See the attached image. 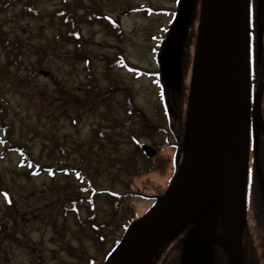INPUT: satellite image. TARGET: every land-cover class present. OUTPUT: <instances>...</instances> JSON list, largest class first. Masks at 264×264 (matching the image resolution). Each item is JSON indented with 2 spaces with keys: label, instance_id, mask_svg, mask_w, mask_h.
Returning <instances> with one entry per match:
<instances>
[{
  "label": "rangeland",
  "instance_id": "374dc122",
  "mask_svg": "<svg viewBox=\"0 0 264 264\" xmlns=\"http://www.w3.org/2000/svg\"><path fill=\"white\" fill-rule=\"evenodd\" d=\"M26 2L0 0V218L24 240L20 244L0 240V264H38L33 247L41 252L43 264H88L67 246L102 259L111 242L102 250L94 240L91 223H85L92 216L91 205L83 204L77 213L66 208L73 186L82 184L75 173L31 174L19 165L22 157L15 149L6 153L4 149L13 140L53 165L65 151L68 161L83 162L86 173L97 182L121 188L119 213L106 193L94 202L97 224L106 231L104 225L111 219V241L120 237L122 223L144 215L151 207L150 198L161 195L170 184L166 177L170 160L145 159L130 138L139 119L136 112L129 113L128 101L143 108L149 123L155 124L157 88L151 77L111 65L119 42L113 28L96 20L78 21L83 36L78 47L68 35L70 28L53 20L52 13L60 6L75 9L77 2L90 5L95 13H112L127 33L123 41L127 53L120 55L155 70L152 45L163 39L171 18L129 8L145 2L168 5L173 0H31L35 13L25 9ZM159 8L168 12L167 6ZM19 40L24 42L21 48L16 46ZM79 48L83 57L77 55ZM39 65L53 76L42 75L36 70ZM148 133L154 135L145 128L138 141L147 142ZM1 138L10 141L3 143ZM130 172L134 178L128 176ZM122 178L129 181L130 189H122ZM11 203L18 210L16 219L10 213Z\"/></svg>",
  "mask_w": 264,
  "mask_h": 264
},
{
  "label": "water",
  "instance_id": "95a60500",
  "mask_svg": "<svg viewBox=\"0 0 264 264\" xmlns=\"http://www.w3.org/2000/svg\"><path fill=\"white\" fill-rule=\"evenodd\" d=\"M195 0H181L168 43L176 58L184 22ZM249 0H202L195 65L191 141L173 183L128 229L106 264H150L161 246L193 217L202 222L181 264H204L217 238L229 264H242V220L248 171ZM47 74V73H46ZM234 83L233 90L223 88ZM149 155L152 147L146 145ZM218 208L224 233L213 234Z\"/></svg>",
  "mask_w": 264,
  "mask_h": 264
},
{
  "label": "flooded vegetation",
  "instance_id": "af4514ba",
  "mask_svg": "<svg viewBox=\"0 0 264 264\" xmlns=\"http://www.w3.org/2000/svg\"><path fill=\"white\" fill-rule=\"evenodd\" d=\"M187 25L182 55L172 60L164 53L162 70L169 83L159 87V114L156 116L153 144L161 158L170 160L172 171L179 169L186 154L193 108V67L200 0ZM250 158L248 191L243 232V264H264V82H259L264 68V0H250ZM160 85V86H161ZM164 118V122L161 120ZM219 227V228H218ZM220 230L219 223L215 225Z\"/></svg>",
  "mask_w": 264,
  "mask_h": 264
},
{
  "label": "trees",
  "instance_id": "16d2710c",
  "mask_svg": "<svg viewBox=\"0 0 264 264\" xmlns=\"http://www.w3.org/2000/svg\"><path fill=\"white\" fill-rule=\"evenodd\" d=\"M16 46L18 47V48H21V46H22V41L21 40H19L17 43H16ZM68 163V162H67ZM69 164V163H68ZM74 189H75V191H76V193H79V196H80V198L79 199H71V201L73 200V203L76 205V202H80L81 201V203L83 202V201H85V199H88V197H85V195H83V192H86L87 190H90L91 189V187L89 186V185H76V186H74ZM114 193V192H113ZM3 227V233H4V235L7 237V238H9V239H11L12 238V233H9L8 231H7V226L4 224V222L2 223V220L0 219V227ZM0 233H1V231H0ZM14 235V234H13Z\"/></svg>",
  "mask_w": 264,
  "mask_h": 264
}]
</instances>
